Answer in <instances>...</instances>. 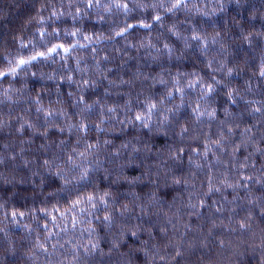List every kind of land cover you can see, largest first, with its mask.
Segmentation results:
<instances>
[{
  "label": "clouds",
  "instance_id": "obj_1",
  "mask_svg": "<svg viewBox=\"0 0 264 264\" xmlns=\"http://www.w3.org/2000/svg\"><path fill=\"white\" fill-rule=\"evenodd\" d=\"M0 264H264V0H0Z\"/></svg>",
  "mask_w": 264,
  "mask_h": 264
}]
</instances>
